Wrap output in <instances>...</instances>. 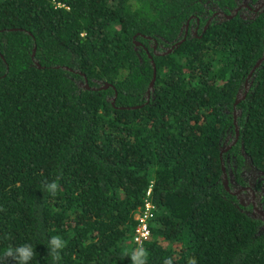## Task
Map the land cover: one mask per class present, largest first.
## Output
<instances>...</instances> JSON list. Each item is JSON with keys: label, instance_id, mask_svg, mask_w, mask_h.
Returning <instances> with one entry per match:
<instances>
[{"label": "trees", "instance_id": "16d2710c", "mask_svg": "<svg viewBox=\"0 0 264 264\" xmlns=\"http://www.w3.org/2000/svg\"><path fill=\"white\" fill-rule=\"evenodd\" d=\"M204 9L0 0V264H16L4 252L25 243L30 264H51L53 235L67 241L59 264H131L148 188V264H264L263 221L220 180L226 155L236 178L248 158L264 213V7L207 24ZM57 177L52 196L44 183Z\"/></svg>", "mask_w": 264, "mask_h": 264}, {"label": "flooded vegetation", "instance_id": "af4514ba", "mask_svg": "<svg viewBox=\"0 0 264 264\" xmlns=\"http://www.w3.org/2000/svg\"><path fill=\"white\" fill-rule=\"evenodd\" d=\"M202 5L205 7L204 14L201 17L204 19V23H210L212 20L219 21L221 18H224L225 15H238L241 19L246 20L255 16L258 12H260L264 7V0H233L232 6H227L225 4H219V0H201ZM185 28L188 29L189 33H194L195 30L198 29L199 23L196 18H194L193 22L187 24L185 22ZM263 29H264V19H263ZM153 50L155 51V45H152ZM163 48L161 44L157 45V49ZM234 116H235V112ZM230 134V133H229ZM237 135L232 136L228 144L223 150H226L228 146L233 143L236 139ZM234 155L228 154L221 162H225V170H222V175L220 176V180L222 185L231 195H233L235 201L241 204L242 210L249 214L247 211L243 209V207L250 210H255L260 213V217L264 214L260 209V204L258 198L260 196L263 184V176L262 173L253 167L249 162L246 163L244 161H248V158H243V163H246V169L240 166L237 171L238 177H235L234 169L235 164L231 163L234 161ZM263 213V214H262ZM250 216L251 213L249 214ZM258 217V216H255ZM263 218V217H262ZM261 219V218H260ZM264 219V218H263ZM262 220V219H261ZM264 223V222H263Z\"/></svg>", "mask_w": 264, "mask_h": 264}, {"label": "clouds", "instance_id": "9594fccd", "mask_svg": "<svg viewBox=\"0 0 264 264\" xmlns=\"http://www.w3.org/2000/svg\"><path fill=\"white\" fill-rule=\"evenodd\" d=\"M59 177L52 181H45L44 190L49 192L52 196H55L60 191ZM0 208V211H3ZM10 236H6V239H10ZM47 247L49 249L48 256L51 257V264H59L62 259V250L66 247L67 241L59 235L51 236L47 241ZM32 245L25 243L19 246H9L4 252V258H11L16 264H30L35 257ZM123 256L130 257L131 264H148V250L139 242L136 241V247L125 250ZM163 264H174L172 257H165ZM186 264H198L196 258L191 256L187 258Z\"/></svg>", "mask_w": 264, "mask_h": 264}, {"label": "built area", "instance_id": "2783aa9c", "mask_svg": "<svg viewBox=\"0 0 264 264\" xmlns=\"http://www.w3.org/2000/svg\"><path fill=\"white\" fill-rule=\"evenodd\" d=\"M147 196L148 192L145 193V199L143 200L142 207H137L132 214L135 222L132 230V240L134 242L139 239V242L142 243L141 241L148 235V220L152 213L149 210L151 204Z\"/></svg>", "mask_w": 264, "mask_h": 264}, {"label": "rangeland", "instance_id": "374dc122", "mask_svg": "<svg viewBox=\"0 0 264 264\" xmlns=\"http://www.w3.org/2000/svg\"><path fill=\"white\" fill-rule=\"evenodd\" d=\"M244 162L248 163L247 161H244ZM231 163L233 164V161H231ZM246 163H243V162H242L241 167H243V169H246V168H245V166L247 165ZM223 169L225 170L224 167H223ZM146 192H149V188L147 189ZM149 202H150V204H151V207L149 208V210H150L151 213H153L154 205H153V203L150 201V199H149ZM140 207H142V205L139 206V208H140ZM243 209H244L245 211H247L249 214L251 213L252 216H258V218H261L262 221L264 222V219H263L262 217H260V216H261L260 213L257 214V212H256L255 210H250V209H248V208L245 209L244 207H243ZM262 214H263V213H262ZM262 216L264 217V214H263ZM262 225H264V224H261V227H262Z\"/></svg>", "mask_w": 264, "mask_h": 264}, {"label": "water", "instance_id": "95a60500", "mask_svg": "<svg viewBox=\"0 0 264 264\" xmlns=\"http://www.w3.org/2000/svg\"><path fill=\"white\" fill-rule=\"evenodd\" d=\"M228 17L230 16V15H227ZM180 43V41L179 42H176L174 45H177V44H179ZM173 48V45L170 47V48H167V51H170V49H172ZM259 61V59H256L255 61H254V63H253V66L257 63ZM154 74H155V70H154V66H153V64H152V80L150 81V83H149V88L148 89H151L152 87H153V84H154V81H155V76H154ZM109 83H107V82H104L103 83V87H106L107 85H108ZM243 95H244V93H243ZM243 95H242V97H243ZM239 100V96L237 95V97H236V99H235V102H237ZM223 170V169H222ZM263 217V216H262ZM264 218V217H263Z\"/></svg>", "mask_w": 264, "mask_h": 264}]
</instances>
